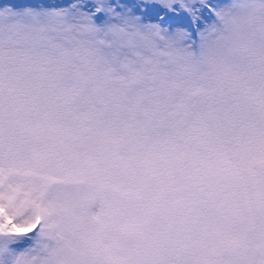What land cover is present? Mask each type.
<instances>
[{"label": "snow or ice", "instance_id": "6c2138e0", "mask_svg": "<svg viewBox=\"0 0 264 264\" xmlns=\"http://www.w3.org/2000/svg\"><path fill=\"white\" fill-rule=\"evenodd\" d=\"M236 7L0 0V264H264Z\"/></svg>", "mask_w": 264, "mask_h": 264}, {"label": "clouds", "instance_id": "9594fccd", "mask_svg": "<svg viewBox=\"0 0 264 264\" xmlns=\"http://www.w3.org/2000/svg\"><path fill=\"white\" fill-rule=\"evenodd\" d=\"M237 5L233 15L235 23L231 24L229 46L240 45L249 49L239 53L234 61L255 70L256 60L264 54V0H228ZM74 194V193H73Z\"/></svg>", "mask_w": 264, "mask_h": 264}]
</instances>
